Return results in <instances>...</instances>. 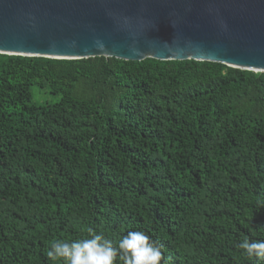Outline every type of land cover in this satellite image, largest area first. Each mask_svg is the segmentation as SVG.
<instances>
[{"label":"trees","instance_id":"obj_1","mask_svg":"<svg viewBox=\"0 0 264 264\" xmlns=\"http://www.w3.org/2000/svg\"><path fill=\"white\" fill-rule=\"evenodd\" d=\"M89 229L143 231L168 264H264L237 247L264 240V72L0 53V264H60L50 245Z\"/></svg>","mask_w":264,"mask_h":264},{"label":"water","instance_id":"obj_2","mask_svg":"<svg viewBox=\"0 0 264 264\" xmlns=\"http://www.w3.org/2000/svg\"><path fill=\"white\" fill-rule=\"evenodd\" d=\"M0 53L264 72V0H0Z\"/></svg>","mask_w":264,"mask_h":264},{"label":"clouds","instance_id":"obj_3","mask_svg":"<svg viewBox=\"0 0 264 264\" xmlns=\"http://www.w3.org/2000/svg\"><path fill=\"white\" fill-rule=\"evenodd\" d=\"M237 247L249 259L264 261V240L242 239ZM47 257L60 264H168L163 246L152 240L143 231H129L115 244L103 234L89 229V237L79 240L53 242L47 250Z\"/></svg>","mask_w":264,"mask_h":264},{"label":"rangeland","instance_id":"obj_4","mask_svg":"<svg viewBox=\"0 0 264 264\" xmlns=\"http://www.w3.org/2000/svg\"><path fill=\"white\" fill-rule=\"evenodd\" d=\"M59 95L51 94L47 88H40L36 85L31 86V101L37 104L56 102Z\"/></svg>","mask_w":264,"mask_h":264}]
</instances>
